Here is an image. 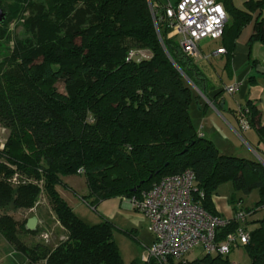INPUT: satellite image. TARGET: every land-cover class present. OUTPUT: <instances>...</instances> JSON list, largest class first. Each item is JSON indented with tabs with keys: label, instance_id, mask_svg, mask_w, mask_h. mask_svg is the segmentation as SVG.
<instances>
[{
	"label": "trees",
	"instance_id": "trees-1",
	"mask_svg": "<svg viewBox=\"0 0 264 264\" xmlns=\"http://www.w3.org/2000/svg\"><path fill=\"white\" fill-rule=\"evenodd\" d=\"M218 1L227 18L221 37L235 38L258 9L248 43L264 44V0H248L244 9ZM0 8L1 33L15 21L27 34L13 39L0 60V126L8 132L0 149V208L31 209L43 192L64 230L52 248H27L15 220L2 215L0 234L9 244L31 262L43 250V264H123L112 222L76 216L57 190L61 177L83 175L82 199L96 209L111 197L139 199L161 178L190 170L194 201L214 215L220 216L212 199L223 182L244 195L258 192L252 208L229 202L233 215L247 213L248 264H264V164L221 154L196 130L190 106L195 89L206 95L205 77L167 37L166 23L155 27L148 0H0ZM139 49L148 57L126 60ZM247 109L251 122L255 109ZM258 134L264 140V127ZM256 212L261 217L248 221ZM236 225L231 218L217 228L216 241ZM176 264L232 262L208 253Z\"/></svg>",
	"mask_w": 264,
	"mask_h": 264
},
{
	"label": "built area",
	"instance_id": "built-area-1",
	"mask_svg": "<svg viewBox=\"0 0 264 264\" xmlns=\"http://www.w3.org/2000/svg\"><path fill=\"white\" fill-rule=\"evenodd\" d=\"M148 4L155 27L166 23L167 37L177 39L180 50L192 59L200 56L201 41L217 40L222 36L227 18L218 0H177L174 4L164 5L162 9L151 0H148ZM224 52V48H218L212 54ZM148 55L146 50H130L126 60H139ZM236 89V84L226 88L228 93H234ZM238 111L240 127L247 129L248 109L243 107ZM193 190V172L185 170L161 178L141 198L132 199L133 207L146 218L147 230L154 237L146 247V254L142 258L144 264L185 261V254L196 246L207 253L224 256L248 242L245 211L239 209L228 219L211 214L194 201ZM231 218L237 225L222 240L216 241V229L228 224Z\"/></svg>",
	"mask_w": 264,
	"mask_h": 264
},
{
	"label": "crops",
	"instance_id": "crops-1",
	"mask_svg": "<svg viewBox=\"0 0 264 264\" xmlns=\"http://www.w3.org/2000/svg\"><path fill=\"white\" fill-rule=\"evenodd\" d=\"M246 1L232 0V3L234 7L244 9ZM151 2L166 5L174 4L177 0ZM258 15V9L253 11L250 21L235 38L228 33L217 40L199 43L200 56L195 59V64L205 77L206 95L195 89L198 98L190 108V114L196 130L212 141L221 154L250 160H255L253 157L256 156V160L264 164V140L258 134V130L264 127V44L248 43ZM218 48H224L225 52L212 54ZM234 84L237 85L236 91L228 93L226 88ZM249 106L254 107L255 112L251 122H248L249 127L242 129L237 117L238 109ZM214 197L212 201L219 212ZM95 210L100 217L117 226L119 222L120 229L126 231H136V228L147 224L146 218L133 207L130 198H107L99 202ZM99 221L100 218L95 223ZM249 225L254 227V224ZM153 239L151 236V243Z\"/></svg>",
	"mask_w": 264,
	"mask_h": 264
},
{
	"label": "rangeland",
	"instance_id": "rangeland-1",
	"mask_svg": "<svg viewBox=\"0 0 264 264\" xmlns=\"http://www.w3.org/2000/svg\"><path fill=\"white\" fill-rule=\"evenodd\" d=\"M4 34L0 32V60L8 54L13 39H24L27 36L22 26L15 21L9 24ZM57 88L62 91V84L58 83ZM192 106L193 104L190 108ZM7 135V130L0 126V149L3 147ZM253 159L256 160L258 158L254 156ZM17 177V175L13 176L14 179L12 178V182L16 183ZM61 182L62 183L56 186L57 190L63 199L71 206L76 216L89 224H95L98 218L102 219L96 210L82 199L88 193L83 175L63 176L61 177ZM231 197L235 200L241 199V205L248 208H252L259 199L256 190H252L248 195H244L242 192L234 190L231 181L223 182L217 189L214 202L219 209L218 213L224 219H228L233 213L232 204L229 202ZM2 215H9L15 220L18 227L17 234L19 242L24 247L31 248L40 243V245L47 248H52L55 243L64 238V230L56 222L55 216L43 192L39 195L36 204L31 209H16L12 204H9L0 208V216ZM33 216L37 218L36 229L38 230L36 234L27 233L20 228L22 224L26 223L28 218ZM252 217L259 219L261 217V212L254 213ZM112 224L113 238L117 244L123 264H144L142 258L146 254L145 245L149 246L151 244L152 236L147 230V224L145 223L136 228V231L132 229H128V231L120 229L121 225L119 222L118 224L120 226H117L115 223ZM42 251L43 250L37 253L36 257L39 258L35 262H31L24 253L16 250L15 247L9 244L0 234V264H43L44 260L41 258L43 255ZM206 254L208 253L200 246H196L185 254V258L192 260ZM209 255L215 256L216 253L210 252ZM224 256L234 264H248L249 262L243 246L235 247Z\"/></svg>",
	"mask_w": 264,
	"mask_h": 264
},
{
	"label": "water",
	"instance_id": "water-1",
	"mask_svg": "<svg viewBox=\"0 0 264 264\" xmlns=\"http://www.w3.org/2000/svg\"><path fill=\"white\" fill-rule=\"evenodd\" d=\"M6 14L5 12L0 8V24H2L5 21ZM135 190V188H133ZM37 224V218L36 217H30L27 219L24 227L28 231H34L36 229Z\"/></svg>",
	"mask_w": 264,
	"mask_h": 264
}]
</instances>
